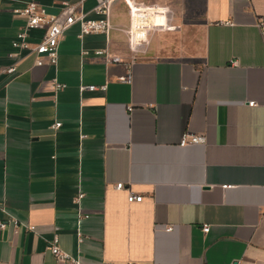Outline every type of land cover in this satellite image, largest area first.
Instances as JSON below:
<instances>
[{
	"label": "crops",
	"instance_id": "crops-1",
	"mask_svg": "<svg viewBox=\"0 0 264 264\" xmlns=\"http://www.w3.org/2000/svg\"><path fill=\"white\" fill-rule=\"evenodd\" d=\"M29 1L98 17L96 0H0V264H69L54 236L81 264H264V0H131L137 17L168 9L135 49L114 0L107 35L74 24L43 66L12 46ZM185 131L205 143L179 145Z\"/></svg>",
	"mask_w": 264,
	"mask_h": 264
},
{
	"label": "built area",
	"instance_id": "built-area-1",
	"mask_svg": "<svg viewBox=\"0 0 264 264\" xmlns=\"http://www.w3.org/2000/svg\"><path fill=\"white\" fill-rule=\"evenodd\" d=\"M114 0H96V4L93 8V12L98 15L97 18H89L86 14L82 13L81 10L75 4H70L65 2L61 10L57 13L48 12L42 5L36 1L26 2L22 8L14 9L13 12L19 16L25 18V23L19 32L16 34V38L12 41V46L16 49L17 54L21 53L23 56L32 55L34 56V65L43 66L46 64L56 65L58 60V46L63 38L64 32L74 24L79 25V36H83L91 33H102L107 35L110 30V8ZM129 11L130 16V30H129V44L135 49L141 45L148 43V36L151 31L161 29L167 30L169 27L166 25L165 21L161 25H156L152 23V17L154 13H162L165 19V15L168 9L161 5H141L144 7V13L138 12L141 16H135L131 5V0H123ZM133 3L136 4L134 0ZM148 9V10H147ZM139 11V10H137ZM138 19V20H137ZM149 19L151 21H149ZM229 22V21H227ZM256 26L259 30L261 39L264 44V19L260 18L256 22ZM34 29H42V35L36 41H31L28 39V31ZM97 54H105L107 62L119 61V57H111L107 50H98ZM234 61L233 63H235ZM16 70L15 65H10L4 69L6 73H12ZM122 82H131L132 74L128 70L125 75L118 78ZM51 89L58 91L65 88V84L58 82L57 80L48 81ZM106 88L105 84L95 85L87 84L81 85V90H95ZM250 106L255 105V101H249ZM130 109V108H129ZM61 125L60 122H55L52 126L58 128ZM83 137V135H81ZM206 138L203 134H195L189 131H185L179 140V145L183 146L186 144L194 143H205ZM226 187V185H223ZM116 189H124L125 185L123 182H117L115 184ZM83 194H78L75 198V202H78ZM143 199L142 194H136L131 191L127 194L128 202H140ZM15 229L19 226L17 220L12 221ZM5 226L4 222H0V228ZM29 229H33V226H27ZM171 226H167L166 230H171ZM204 232L209 230V226L204 224L202 227ZM78 240H82V235L80 232L77 233ZM51 253L54 258L59 262H67L69 264H81L80 261L70 255L68 252L60 249L58 246V237L54 236L49 246ZM128 264H133L129 262ZM236 264V263H232Z\"/></svg>",
	"mask_w": 264,
	"mask_h": 264
},
{
	"label": "bare ground",
	"instance_id": "bare-ground-1",
	"mask_svg": "<svg viewBox=\"0 0 264 264\" xmlns=\"http://www.w3.org/2000/svg\"><path fill=\"white\" fill-rule=\"evenodd\" d=\"M134 13H136V12H134Z\"/></svg>",
	"mask_w": 264,
	"mask_h": 264
}]
</instances>
